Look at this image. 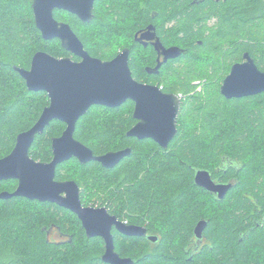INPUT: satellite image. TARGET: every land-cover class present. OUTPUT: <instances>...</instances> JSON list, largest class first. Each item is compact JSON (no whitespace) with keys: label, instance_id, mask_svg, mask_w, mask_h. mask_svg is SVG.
I'll return each instance as SVG.
<instances>
[{"label":"trees","instance_id":"1","mask_svg":"<svg viewBox=\"0 0 264 264\" xmlns=\"http://www.w3.org/2000/svg\"><path fill=\"white\" fill-rule=\"evenodd\" d=\"M100 1L95 2V17L90 23L65 11L56 12L57 18L70 24L91 56L109 60L127 47L132 76L136 80L157 77H147L144 69L153 65V51L133 40V34L148 22L159 24L164 44L184 49L179 58L161 66L156 78L165 92L183 97L178 132L163 149L151 140L125 135L134 122L130 101L116 108L93 105L77 120L74 138L95 155L127 146L131 153L113 168L96 161L81 164L71 158L58 166L56 179L74 180L82 190L84 205H104L131 213L142 209L141 219L159 224L155 230L160 239L155 244L144 238L123 244L115 241L116 251L131 257L134 264H260L259 259L263 264L264 225L254 223L259 217L254 203L264 204V184L254 178L259 174L257 169L249 163L245 169L248 176L223 199L199 191L193 172L197 167L212 169L222 153L235 151L253 150L264 163V92L227 99L219 90L244 52L264 71V0L119 2L106 14L105 24L98 19ZM31 4L32 0H0V157L12 149L17 134L29 129L49 102L44 91H29L13 66L29 68L37 51L55 57L70 55L58 39L41 37ZM11 6L16 12L8 11ZM23 14L28 22H21ZM114 18L125 21L127 27L117 29ZM212 18L213 24L205 28ZM170 22L172 30L167 29ZM27 25L36 40L30 49L26 48L31 34L25 29ZM123 33L128 39L125 43L119 37ZM197 77L206 78L201 90L191 83ZM28 99H32L30 109ZM64 128L63 122L51 121L42 134L36 135L29 155L49 161L52 138L60 136ZM69 166L74 167V173L66 172ZM14 187L15 181L0 182V190ZM200 218L206 220L203 232L211 247L188 259L184 247ZM52 228L70 234V240L57 243L50 239ZM103 250L102 239L86 238L76 215L68 209L22 197L0 199V264H106L100 259Z\"/></svg>","mask_w":264,"mask_h":264},{"label":"water","instance_id":"2","mask_svg":"<svg viewBox=\"0 0 264 264\" xmlns=\"http://www.w3.org/2000/svg\"><path fill=\"white\" fill-rule=\"evenodd\" d=\"M202 0H195L199 2ZM95 0H32V11L36 28L44 40L57 38L61 46L81 58L55 57L45 51L33 54L28 69L15 66L14 69L25 80L29 91H44L48 96L45 106L36 122L16 136L11 152L0 158V180L16 179L13 192H0V199L24 197L29 200L54 203L74 213L81 221L88 237L101 236L104 240L102 261L108 264H133L130 257H121L114 247L110 229L113 225L126 235H142L144 229L124 227L104 207L83 205L80 188L74 180L55 179L56 169L63 162L76 158L81 164L96 161L107 168L115 167L125 156L129 147L95 155L91 148L74 138L77 120L93 105L116 108L132 101L133 118L137 123L125 132L126 136L139 140L151 139L163 149L176 136L181 98L175 93L162 91L157 85L137 81L129 67V49H122L112 59L93 57L71 26L54 17V11L64 10L75 14L83 23L93 19ZM151 26L139 39H151ZM155 48L161 50L164 61L179 57L183 52L179 46H163L159 41ZM242 62L234 63L223 78L220 93L227 99L253 96L264 92V71L260 70L248 52L242 55ZM157 65L156 67H159ZM53 120L65 124L60 136L52 138V159L42 162L29 155V149L36 135ZM195 184L208 191H218L222 199L228 185H216L207 171L198 170ZM206 221H199L194 233L200 237ZM155 240L156 237H149Z\"/></svg>","mask_w":264,"mask_h":264},{"label":"flooded vegetation","instance_id":"3","mask_svg":"<svg viewBox=\"0 0 264 264\" xmlns=\"http://www.w3.org/2000/svg\"><path fill=\"white\" fill-rule=\"evenodd\" d=\"M96 2V0H95ZM95 2H94V8H93V18L95 17V13H94V9H95ZM59 11H64V10H58L56 9L54 11V17L58 20V21H62V22H66L64 20H61L59 18H57L56 16V12L58 13ZM73 16H75L76 18H78L75 14H72L68 11H65ZM58 15V14H57ZM154 13L152 12L151 13V17H154ZM79 19V18H78ZM80 20V19H79ZM93 20V19H92ZM81 21V20H80ZM214 22V19H210L208 20V25H211L212 23ZM68 23V22H66ZM69 24V23H68ZM70 25V24H69ZM151 26V30L150 32L151 33H154V37L151 38V39H139L141 37V35L148 29V27ZM159 24H154L152 22H148L146 24V26H143L141 28H139L134 34H133V40L134 42H136L138 45L142 46L143 48H151V50L153 51L154 53V63L153 65H146L144 66V69L146 71V73L148 74L147 77H149L150 75L152 76H157L160 74V68L161 66L166 63L168 60H174V59H177L179 57H176V58H171V59H167L166 61H164V55L162 54L161 50L155 48L154 46V43L156 41H159L163 46L165 47H169V46H178V45H175V44H164L163 42V37H162V34L160 33L159 29ZM57 39V38H56ZM200 42V41H199ZM127 48V47H125ZM124 49V48H122ZM121 49V50H122ZM129 49V48H127ZM183 49V48H182ZM120 50V51H121ZM67 51V50H66ZM119 51V52H120ZM130 51V50H129ZM69 52V51H68ZM118 52V53H119ZM70 53V52H69ZM117 53V54H118ZM116 54V55H117ZM129 56H130V53H129ZM64 57H67V56H64ZM69 57H71L73 60L75 61H80L81 58L73 55L72 53H70ZM94 57V56H93ZM112 59V58H111ZM243 59H241V61H238V62H242ZM157 65H160L159 67H156ZM30 66V65H29ZM15 66H13L14 68ZM18 67V66H17ZM28 69V68H27ZM15 70V69H14ZM16 71V70H15ZM19 74V73H18ZM20 75V74H19ZM21 77V76H20ZM157 77H149V78H146L144 77L143 79H140V80H137L141 83H145V84H150V85H157L162 91L163 90V85H161L159 83V80H157L156 78ZM22 78V77H21ZM23 79V78H22ZM24 83H25V80L23 79ZM196 84L198 85V88L201 86L200 84H202L200 81L196 82ZM26 86V84H25ZM202 87H200L199 89L197 90H201ZM165 92V91H164ZM168 93H173V92H168ZM177 95L180 96L181 98V106H182V95L181 94H178V93H175ZM132 103V113H131V117L132 119L134 120L133 124L128 128L130 129L134 124L137 123V119H134L132 114H133V110H134V103L132 101H130ZM180 112H181V108H180ZM41 114V113H40ZM180 115V114H179ZM65 129V128H64ZM127 129V130H128ZM126 130V131H127ZM25 131V130H24ZM125 131V132H126ZM23 132V131H21ZM20 133V132H19ZM54 138V137H53ZM137 139V138H136ZM145 140H151V139H145ZM15 141H16V138H15ZM153 141V140H151ZM154 142V141H153ZM156 143V142H155ZM157 144V143H156ZM15 145V143H14ZM13 145V147H14ZM158 145V144H157ZM169 145V144H168ZM159 146V145H158ZM12 147V149H13ZM129 147V146H127ZM127 147H124V148H127ZM160 147V146H159ZM124 148H120L118 150H121V149H124ZM130 148V147H129ZM162 148V147H161ZM11 149V150H12ZM131 149V148H130ZM11 150L1 156L0 158L8 155ZM52 150V149H51ZM110 151H115V150H110ZM105 153V152H104ZM131 153V152H130ZM103 154V153H102ZM251 154V156H250ZM100 155V154H99ZM34 159V158H33ZM52 159V157H51ZM50 159V160H51ZM49 160V161H50ZM49 161H46V162H49ZM262 161H260V158H258L255 153L253 152V150L251 151V153H245L243 151H235V153L233 154H225V153H222L220 155V158L218 159L217 163L213 165L212 169H207V168H201V167H197L194 169V172H193V183L195 184V175H196V171L198 170H204V171H207L208 174H209V178L210 180L216 184V185H228V189L226 190V192L224 193V196L223 198L228 194V192L230 190H232V188L238 183V181L241 180V178H246V176H248V174L245 173V169L247 168V166H249V163H251L253 165V168L254 169H257V171L259 172V174H256L254 176V178H256V180L258 182H261L262 184H264V163H261ZM59 166V165H58ZM104 167V166H103ZM107 168V167H105ZM58 169V167H57ZM57 169H56V172H57ZM55 179H56V176H55ZM58 180V179H56ZM67 180H71V179H67ZM3 181H15V187L12 189V190H4V189H1L0 192L2 191H8V192H13L16 187H17V184H18V181L16 179H8V180H0V182H3ZM59 181H64V180H59ZM246 182H249V181H246ZM197 187H198V190L199 191H205L206 193L210 194L211 197L213 199H219L217 198V192L218 191H208L207 189H205L204 187L200 186V185H197L195 184ZM79 186V185H78ZM264 187V185L262 186ZM80 188V186H79ZM82 190L80 188V194H81ZM255 193V192H254ZM249 194V193H248ZM253 194V193H251ZM250 194V196H251ZM24 198V197H22ZM222 198V199H223ZM26 199V198H25ZM83 204V203H82ZM255 206L257 207V211H259V217H256V220L254 221L255 225H258V226H263L264 225V204H261V206L259 205L258 203V206H257V201L254 203ZM84 205V204H83ZM61 207V206H60ZM97 207H104L107 211V213L111 216H114L117 221H119L124 227H136V228H139V229H144V234L142 235H126L122 232H120L115 225H113L110 229V232L112 234V237H113V242H114V247H115V241H118L120 243H124V242H129L132 238H144L146 240H148L151 244H155L158 242V240L160 239V235L158 233H156V230L158 229L159 227V224L158 223H153L151 222L150 220H146V219H141L139 216L142 215L141 212L142 209H137L136 211H134L135 213H131V212H128V210H122L120 208H109L107 206H97ZM64 208V207H63ZM66 209V208H65ZM70 211V210H69ZM71 212V211H70ZM74 214V213H73ZM131 214V216H129ZM77 217V216H76ZM138 217L141 219V221H138L137 222V219ZM78 219V217H77ZM139 219V220H140ZM79 220V219H78ZM142 220H145V221H142ZM199 221H206L205 219L203 218H200L195 226L198 224ZM80 224H81V221L79 220ZM82 226V224H81ZM194 226V228H195ZM206 226V225H205ZM83 228V227H82ZM205 228V227H204ZM156 229V230H155ZM84 230V233H85V236L86 238H92V237H88L87 234H86V231L85 229L83 228ZM246 234V233H245ZM48 236L50 239L54 240L55 242L57 243H62L64 242L65 240L69 239V237L71 236L70 234L68 233H63V232H60L57 228H52L49 232H48ZM156 237L155 240H152L150 239L149 237ZM95 237H99L102 239L103 241V246L105 245L104 243V240L101 236H95ZM70 240V239H69ZM209 239L207 237V235L203 232H201V235L200 237H197L195 235V233L193 232V237L186 243L185 247H184V250L186 253H188V259H191V257L195 256V255H198V254H202L204 253V251L206 250V248L208 247H211L210 244H209ZM105 247V246H104ZM105 250V249H104ZM104 250L102 252V254L104 253ZM116 251V249H115ZM117 252V251H116ZM118 253V252H117ZM101 254V255H102ZM119 254V253H118ZM101 255H100V259H101ZM120 255V254H119ZM121 256V255H120ZM121 257H129V256H121ZM131 258V257H130ZM132 259V258H131ZM102 260V259H101ZM133 260V259H132ZM134 261V260H133ZM104 262V261H103ZM106 263V262H105ZM108 264V263H106ZM134 264V263H133ZM196 264H219V263H216V262H210V263H205L203 261H199V262H196Z\"/></svg>","mask_w":264,"mask_h":264},{"label":"rangeland","instance_id":"4","mask_svg":"<svg viewBox=\"0 0 264 264\" xmlns=\"http://www.w3.org/2000/svg\"><path fill=\"white\" fill-rule=\"evenodd\" d=\"M130 1V2H129ZM119 2H128V3H130V4H132V5H137V4H140V2H141V0H101L100 1V4H99V12H98V19L101 21V22H103V24H105L106 22L104 21L105 20V17H106V14H108L109 12H113V6H116V4H118ZM1 6H2V4H1ZM1 10H3V9H0V11ZM14 10V7H12L11 6V8H8V11L10 12V11H12V12H14L13 11ZM16 12V11H15ZM110 14V13H109ZM27 19H28V16H26V14L24 15H20V20H21V22H23L24 20L26 21V22H28L27 21ZM131 19H132V17H131ZM113 21H115L116 23H115V25H116V28L117 29H123V28H126L127 27V23L125 22V21H119L118 19H116V18H114L113 19ZM213 24V23H212ZM211 24V25H212ZM211 25H208V23L206 24V27L205 28H208V27H210ZM167 29L169 28H171L172 26H173V22H170V23H167ZM21 27H23L24 28V25L23 26H21ZM25 29L26 30H28V31H30L31 32V34H29L27 37H28V43L26 44V48H28V49H30L31 47H32V45H34L35 43H36V40L34 39V37H35V35L32 33V31L28 28V25L25 27ZM166 29V30H167ZM175 29V28H174ZM96 31L97 30H99V29H95ZM170 30H172V29H170ZM120 38H122V43H125L128 39H126L127 37H124V33H123V35L122 36H119ZM33 40H35L34 42H33ZM179 40L181 41V39L179 38ZM121 49H119V51H120ZM118 51V52H119ZM117 52V53H118ZM139 54H141V52L139 53ZM101 59V58H100ZM103 60V59H102ZM229 73V72H228ZM227 73V74H228ZM226 74V75H227ZM225 75V76H226ZM198 81H200L202 84L203 83H205L206 82V78H195L193 81H191V83L193 84V85H195V89L197 90V89H199L200 87H202V86H204V85H201L199 88H198V85L196 84V82H198ZM222 82V81H221ZM221 85V84H220ZM197 86V87H196ZM219 89H220V87H219ZM31 101H32V99H28L27 101H26V105H27V108L29 107V109L31 108ZM105 121H109V120H107V119H105ZM62 171H65L64 169H62ZM66 172L67 173H74L75 171H74V167L73 166H69V167H66ZM101 195H102V193H101ZM154 199V197H152L151 198V200H153ZM206 203V202H205ZM92 206H97V205H92ZM259 263L260 264H262V262H261V260L259 259ZM264 264V263H263Z\"/></svg>","mask_w":264,"mask_h":264}]
</instances>
